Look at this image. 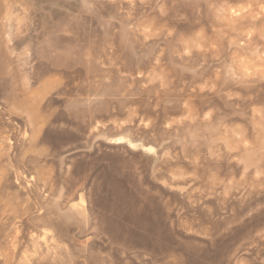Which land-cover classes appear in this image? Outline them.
I'll list each match as a JSON object with an SVG mask.
<instances>
[{"label":"rangeland","instance_id":"374dc122","mask_svg":"<svg viewBox=\"0 0 264 264\" xmlns=\"http://www.w3.org/2000/svg\"><path fill=\"white\" fill-rule=\"evenodd\" d=\"M0 264H264V0H0Z\"/></svg>","mask_w":264,"mask_h":264}]
</instances>
